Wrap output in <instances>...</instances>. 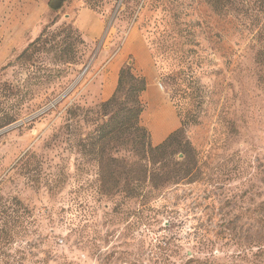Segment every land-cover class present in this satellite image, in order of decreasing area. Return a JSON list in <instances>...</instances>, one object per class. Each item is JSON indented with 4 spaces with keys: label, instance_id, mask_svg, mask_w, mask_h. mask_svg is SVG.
Wrapping results in <instances>:
<instances>
[{
    "label": "rangeland",
    "instance_id": "1",
    "mask_svg": "<svg viewBox=\"0 0 264 264\" xmlns=\"http://www.w3.org/2000/svg\"><path fill=\"white\" fill-rule=\"evenodd\" d=\"M48 1L0 0V264H264V0ZM85 4L106 19L95 44L73 26ZM131 25L175 115L192 93L165 151L96 142L90 86ZM140 125L152 147L176 131Z\"/></svg>",
    "mask_w": 264,
    "mask_h": 264
},
{
    "label": "crops",
    "instance_id": "2",
    "mask_svg": "<svg viewBox=\"0 0 264 264\" xmlns=\"http://www.w3.org/2000/svg\"><path fill=\"white\" fill-rule=\"evenodd\" d=\"M65 7V6H64ZM73 17V26L80 33L81 38L88 44L98 43L107 31V23L105 17L100 16L98 13L91 10L86 4L79 6ZM110 36L104 39L106 41ZM123 44L116 54L106 60V57L101 51L94 67L97 68L104 63V73L99 79L98 87H96V81L91 84V90L94 94L93 101L103 103L107 101L115 92L120 69L128 63L132 62L134 71L145 78L146 90L141 95V100L144 101L145 106L150 103L151 106H160V110L164 112L166 119L169 123L163 124V130L156 131L153 125V119L149 113L143 112V124L146 128L152 132L153 140L159 143L160 140L165 138L166 135L171 134L179 127V120L174 113V109L171 106L169 100H167L159 90L154 86L156 80V74L153 71V59L150 55V51L141 41L138 30L134 26H130L125 33ZM148 118V119H147Z\"/></svg>",
    "mask_w": 264,
    "mask_h": 264
},
{
    "label": "trees",
    "instance_id": "3",
    "mask_svg": "<svg viewBox=\"0 0 264 264\" xmlns=\"http://www.w3.org/2000/svg\"><path fill=\"white\" fill-rule=\"evenodd\" d=\"M69 0H49L47 3V8L51 13L59 11L68 3ZM261 10L259 9V12ZM258 13V11H257ZM257 18V14L253 11L251 15ZM78 32V31H77ZM79 33V32H78ZM80 35V33H79ZM81 36V35H80ZM40 42V38L35 42L31 43L29 48L23 52L22 56L36 43ZM264 58V45H260L259 49L256 51L255 61L261 62ZM117 82V88L114 94L107 100L104 101L100 107L99 112L101 117H103L102 123L98 126L96 132L98 133L97 141L98 143H104L105 140L113 138L116 134H125L133 137V145L136 147L137 152L154 153L157 151H165V149L170 145V143L181 133V130H176L169 137L157 147H152L149 145L147 139V131L140 125V118L144 111V106L140 100L141 95L146 90L145 78L136 71H134L132 65H124L120 70ZM178 79V78H177ZM182 85L179 94L174 98L176 115L179 120V124H186L189 118H191V106L193 104L192 93L189 91V85ZM13 116L5 115L0 119V128L10 125L15 121ZM95 142V143H96ZM113 162V160H112ZM163 180H167L169 177L167 174L164 175ZM135 189L138 191V195L143 192L142 185L143 180H137ZM129 183L126 182V186ZM124 188V191H130L128 188ZM112 190V189H110Z\"/></svg>",
    "mask_w": 264,
    "mask_h": 264
},
{
    "label": "bare ground",
    "instance_id": "4",
    "mask_svg": "<svg viewBox=\"0 0 264 264\" xmlns=\"http://www.w3.org/2000/svg\"><path fill=\"white\" fill-rule=\"evenodd\" d=\"M163 113L164 112H162V110H160L159 108V109L154 110L153 114L151 115L153 119V125L156 131L161 132L163 130V124L166 120V116Z\"/></svg>",
    "mask_w": 264,
    "mask_h": 264
},
{
    "label": "water",
    "instance_id": "5",
    "mask_svg": "<svg viewBox=\"0 0 264 264\" xmlns=\"http://www.w3.org/2000/svg\"><path fill=\"white\" fill-rule=\"evenodd\" d=\"M127 64H128V65H131V64H132V62H131V61H129Z\"/></svg>",
    "mask_w": 264,
    "mask_h": 264
},
{
    "label": "built area",
    "instance_id": "6",
    "mask_svg": "<svg viewBox=\"0 0 264 264\" xmlns=\"http://www.w3.org/2000/svg\"><path fill=\"white\" fill-rule=\"evenodd\" d=\"M160 87V89H162V86L161 85H158Z\"/></svg>",
    "mask_w": 264,
    "mask_h": 264
}]
</instances>
